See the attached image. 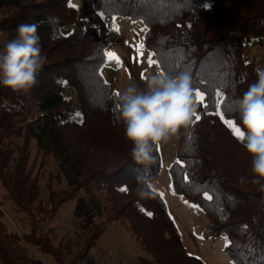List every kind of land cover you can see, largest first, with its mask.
Instances as JSON below:
<instances>
[{
  "label": "trees",
  "instance_id": "obj_1",
  "mask_svg": "<svg viewBox=\"0 0 264 264\" xmlns=\"http://www.w3.org/2000/svg\"><path fill=\"white\" fill-rule=\"evenodd\" d=\"M90 3L109 26L118 16L142 19L144 49L155 54L162 72H188L193 89L205 93L203 102L197 101L200 120L179 131L176 158L168 168L172 186L206 212L205 237L227 234L225 248L235 264H264V190L251 182L252 155L215 114L220 91V111L244 132L238 99L257 80L258 67L243 51L264 46V0ZM22 23L37 25L46 62L27 92L0 83V183L5 199L30 223L26 232L10 229L0 205V263L30 264L33 246L56 264H75L117 220L157 264H210L189 253L158 190L146 199L136 194V177L154 180L162 154L157 147L148 170L131 157L133 144L116 106L119 92L103 74L113 28L89 24L70 0H0V48L16 37ZM20 118H25L21 138L14 140L4 122ZM9 144L14 152L4 161ZM47 158L56 164L63 185L53 184L49 172L43 197ZM80 193L94 199L104 217L89 224L81 247L67 259L65 236L57 238L56 227L43 222Z\"/></svg>",
  "mask_w": 264,
  "mask_h": 264
},
{
  "label": "rangeland",
  "instance_id": "obj_2",
  "mask_svg": "<svg viewBox=\"0 0 264 264\" xmlns=\"http://www.w3.org/2000/svg\"><path fill=\"white\" fill-rule=\"evenodd\" d=\"M70 3L76 6L80 17L85 18L89 24L101 26L102 30L105 31L102 26L105 21L92 8L90 0H70ZM107 26L113 28L112 32L114 34L113 37L109 34L113 42L109 45L107 52H114L119 57V63L107 60L103 67L105 78L112 83L119 93L130 84L144 88L150 75L162 72L153 52L145 50L143 47V55H139L137 46L143 43V34L146 28L144 21L118 16L112 20L110 26L108 24ZM117 35L119 36L116 37ZM0 51H3V48H0ZM149 56L155 63L150 64L148 62ZM243 56L247 60H254L258 68L264 69L263 45L255 44L245 48ZM195 91L196 89H194ZM24 121L25 118H20L15 121L6 120L4 122L9 126L11 137L14 140L21 138ZM6 125L2 126L7 127ZM177 146L178 135L173 136L167 144L160 145L162 169L151 183L167 201L170 211L182 232V238L189 253L203 257L210 264H235L225 248L228 243L227 234L221 233L216 236L205 237L203 229L208 221L206 212L200 206L191 203L182 195L176 193L172 186L168 168L176 158ZM8 148L9 154L4 161L8 160L14 152L11 144L8 145ZM31 149L33 153L34 147ZM45 169L46 174L41 181V186L43 184V197L46 196L44 185L49 172L54 176L53 184L56 186L63 185L61 174L52 159L47 158ZM3 192L4 189L0 183V205L5 212L4 218L8 227L20 233L29 231L30 223L25 218L24 213L15 208L12 202H8V198L5 199V192ZM103 217L100 205L94 199L80 193L76 198L64 202L57 215L49 220H44L43 226H55L57 238L65 236L63 250H65L66 258L69 259L81 247L89 224L93 220L102 219ZM105 231L100 236L97 245L91 248L89 254L75 264H157L153 257L145 249H142L140 244L124 229L119 221L110 222L108 229ZM225 238H227V241ZM29 261L30 264H56L52 256L33 246H29Z\"/></svg>",
  "mask_w": 264,
  "mask_h": 264
},
{
  "label": "clouds",
  "instance_id": "obj_3",
  "mask_svg": "<svg viewBox=\"0 0 264 264\" xmlns=\"http://www.w3.org/2000/svg\"><path fill=\"white\" fill-rule=\"evenodd\" d=\"M45 62L37 25L22 23L17 26L16 37L0 51V83L13 92H27L37 83ZM256 73L257 80L238 99V109L244 129L242 142L253 157L251 182L264 190V69L257 68ZM116 106L124 134L133 144L131 157L148 170L156 161L155 149L193 123L198 103L190 73L157 72L147 78L144 88L135 84L126 87L119 93ZM240 179L243 182L244 178ZM136 180L138 197L146 199L155 194L147 178L138 175Z\"/></svg>",
  "mask_w": 264,
  "mask_h": 264
},
{
  "label": "snow or ice",
  "instance_id": "obj_4",
  "mask_svg": "<svg viewBox=\"0 0 264 264\" xmlns=\"http://www.w3.org/2000/svg\"><path fill=\"white\" fill-rule=\"evenodd\" d=\"M207 6V5H206ZM118 31V29H116ZM138 50H139V55H143V43H140L138 46ZM105 58L108 60V61H116L117 63H119V57L114 53V52H105ZM148 62L150 64L152 63H155V61H153L151 59V56H149V60ZM196 93V98H197V101H200V102H203L204 100V93H202L201 91L199 90H196L195 91ZM115 95H119V93H115ZM224 101V97L222 95V93L220 91H217L216 93V101H215V104H216V108H217V111H216V115H218L221 120L232 130L233 132V135L236 136L238 139H240L241 141L244 139V132L237 126L236 122L233 121V120H229V119H225V116H224V113L222 111H220V108H221V104L222 102ZM200 120V116L197 115L195 117V120L193 121V123H195L196 121H199ZM187 175H185V180H187ZM127 189L126 188H121V191H126ZM205 195V198L206 199H211V196H209L207 193H204ZM150 215V213H149ZM226 241H227V238H225Z\"/></svg>",
  "mask_w": 264,
  "mask_h": 264
},
{
  "label": "crops",
  "instance_id": "obj_5",
  "mask_svg": "<svg viewBox=\"0 0 264 264\" xmlns=\"http://www.w3.org/2000/svg\"><path fill=\"white\" fill-rule=\"evenodd\" d=\"M167 204H168V203H167ZM168 206H169V205H168ZM169 210H170V208H169ZM170 212H171V211H170ZM171 214H172V213H171ZM172 216H173V215H172ZM107 229H108V228H107ZM107 229H106V230H107ZM124 229H125V228H124ZM105 232H106V231H105ZM105 232H104V233H105ZM104 233H103V234H104ZM100 238H101V237H100Z\"/></svg>",
  "mask_w": 264,
  "mask_h": 264
}]
</instances>
